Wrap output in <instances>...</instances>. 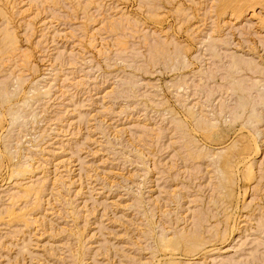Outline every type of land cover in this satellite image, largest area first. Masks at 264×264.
Here are the masks:
<instances>
[{"label": "rangeland", "instance_id": "374dc122", "mask_svg": "<svg viewBox=\"0 0 264 264\" xmlns=\"http://www.w3.org/2000/svg\"><path fill=\"white\" fill-rule=\"evenodd\" d=\"M0 264H264V0H0Z\"/></svg>", "mask_w": 264, "mask_h": 264}, {"label": "bare ground", "instance_id": "6f19581e", "mask_svg": "<svg viewBox=\"0 0 264 264\" xmlns=\"http://www.w3.org/2000/svg\"><path fill=\"white\" fill-rule=\"evenodd\" d=\"M246 163V162H245Z\"/></svg>", "mask_w": 264, "mask_h": 264}]
</instances>
